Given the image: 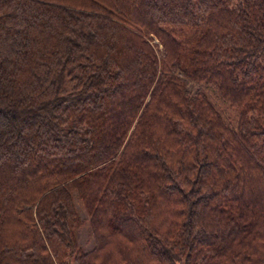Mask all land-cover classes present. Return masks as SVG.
Segmentation results:
<instances>
[{
  "label": "trees",
  "instance_id": "obj_1",
  "mask_svg": "<svg viewBox=\"0 0 264 264\" xmlns=\"http://www.w3.org/2000/svg\"><path fill=\"white\" fill-rule=\"evenodd\" d=\"M0 264H264V0H0Z\"/></svg>",
  "mask_w": 264,
  "mask_h": 264
},
{
  "label": "rangeland",
  "instance_id": "obj_2",
  "mask_svg": "<svg viewBox=\"0 0 264 264\" xmlns=\"http://www.w3.org/2000/svg\"><path fill=\"white\" fill-rule=\"evenodd\" d=\"M160 48H162V46H160ZM160 48L157 47L159 54L161 52ZM217 105H220L221 108L225 111V115L232 118V120L234 119V117H236V113L234 111H230V109L227 106L220 104V103H218ZM4 115H6V114H4ZM78 205H79V210H80L82 217H84V218L88 217L85 209H83L82 204L80 203ZM80 242L86 249L90 248L93 244V240L91 239V236H90V228L88 225H85L83 228H81Z\"/></svg>",
  "mask_w": 264,
  "mask_h": 264
}]
</instances>
